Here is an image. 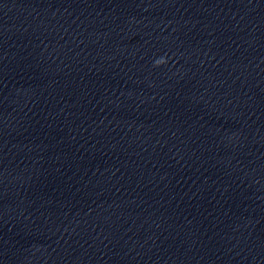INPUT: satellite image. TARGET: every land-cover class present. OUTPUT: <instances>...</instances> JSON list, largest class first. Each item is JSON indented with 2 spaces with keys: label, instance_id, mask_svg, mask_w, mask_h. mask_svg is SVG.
<instances>
[{
  "label": "clouds",
  "instance_id": "1",
  "mask_svg": "<svg viewBox=\"0 0 264 264\" xmlns=\"http://www.w3.org/2000/svg\"><path fill=\"white\" fill-rule=\"evenodd\" d=\"M159 63H163V61L161 60V61H157V64H159Z\"/></svg>",
  "mask_w": 264,
  "mask_h": 264
}]
</instances>
